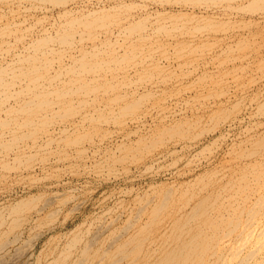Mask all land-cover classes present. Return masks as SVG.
I'll return each instance as SVG.
<instances>
[{"label":"rangeland","instance_id":"rangeland-1","mask_svg":"<svg viewBox=\"0 0 264 264\" xmlns=\"http://www.w3.org/2000/svg\"><path fill=\"white\" fill-rule=\"evenodd\" d=\"M61 1L0 0V79L2 84L8 82L4 83L8 89L0 85V210L8 214L18 202H28L18 214L6 215L5 219H12L13 224L0 226V242L5 244L3 249L0 247V264H47L50 252L57 254L74 235L81 236V241L90 238L91 242L96 236V243L88 246L89 251L96 250V255L103 248L112 250L108 243L113 239L117 242L124 234L117 233V228L123 230L121 225L130 218L145 222L148 215L138 213L139 204L150 206L157 192L170 191L168 187L177 206L186 205L185 209L203 192L214 195L223 187L218 201L224 206L231 199L227 196L246 199L264 194V147L253 148L259 138L264 141L263 4L260 8L258 1L251 0ZM84 18L93 25L85 28L81 24L86 23ZM39 93H47L48 97L44 95L45 104L41 101L37 108L32 98ZM24 105L31 108L30 113L24 111ZM184 122L189 127L183 126ZM176 126L180 129L170 134L171 138L161 130ZM156 134L165 140L154 137ZM142 137L148 145L138 144L143 142ZM155 139L159 143L150 149ZM242 172L247 174L246 185L240 189L242 182L237 180ZM236 178L233 181H237V187L225 189ZM180 187L193 191V195L198 189L201 193L191 195L187 204L185 198L181 199L184 191ZM260 205V213L250 219L252 223L244 225L245 216L240 215L241 224L225 237L230 238L227 247L245 244L244 235L251 230V246L264 248V203ZM14 216L18 217L16 221L10 219ZM168 219L164 216L156 227H151L149 237L160 235L150 245L144 241L149 250H157L163 230L169 233Z\"/></svg>","mask_w":264,"mask_h":264},{"label":"bare ground","instance_id":"bare-ground-1","mask_svg":"<svg viewBox=\"0 0 264 264\" xmlns=\"http://www.w3.org/2000/svg\"><path fill=\"white\" fill-rule=\"evenodd\" d=\"M2 1V0H1ZM63 1V0H62ZM62 1H61V4H62ZM146 1V0H145ZM166 1H169V0H166ZM183 1V0H182ZM184 1H186V0H184ZM183 1V2H184ZM190 1H192L193 2V0H190ZM189 1V2H190ZM203 0H201L200 2H202ZM204 1H206V0H204ZM207 1H209V2H211L210 0H207ZM206 1V2H207ZM213 1V0H212ZM215 1V0H214ZM214 1H213V3H214ZM216 1H219V0H216ZM224 1H226V0H224ZM228 1V0H227ZM254 1H258V3H259V6H260V8H261V4H263V7H264V0H251L250 2H254ZM40 2V1H39ZM48 2V1H47ZM55 2V1H54ZM87 2V1H86ZM102 2H104V1H102ZM107 2V1H106ZM120 2V1H119ZM162 2V1H161ZM170 2H171V0H170ZM186 2H188V0L186 1ZM206 2H204V3H206ZM209 2H208V4H209ZM228 2H230V1H228ZM231 2H233V0L231 1ZM64 3V2H63ZM169 3V2H168ZM212 3V4H213ZM12 4V3H11ZM55 4V3H54ZM57 4H58V1H57ZM133 4V3H132ZM172 4V3H171ZM185 4V3H184ZM221 4V3H220ZM120 5V4H119ZM58 6V5H57ZM117 6V5H116ZM122 6V5H121ZM133 6V5H132ZM161 6V5H160ZM213 6V5H212ZM249 6H251V5H249ZM115 7V6H114ZM129 7H130V4H129ZM188 7V6H187ZM201 7V6H200ZM117 7H115V9H116ZM128 8V7H127ZM100 9V8H99ZM114 9V10H115ZM244 9V8H243ZM247 9V8H246ZM79 10V9H78ZM86 11V10H85ZM109 11H111V10H109ZM117 11V10H116ZM115 11V12H116ZM194 11V10H193ZM238 11V10H237ZM16 12V11H15ZM98 12H99V10H98ZM102 12V11H101ZM100 12V13H101ZM103 12H104V10H103ZM107 12V11H106ZM112 12V11H111ZM168 12V11H167ZM177 12V11H176ZM253 12V11H252ZM256 12V11H255ZM66 13V12H65ZM190 13V12H189ZM63 14V13H62ZM87 14V13H86ZM96 14V13H95ZM95 14H93V15H95ZM102 14V13H101ZM104 14H105V12H104ZM111 14V13H110ZM113 14V13H112ZM160 14H163V13H160ZM186 14V13H185ZM188 14V13H187ZM66 15V14H65ZM99 15V14H98ZM180 15V14H179ZM194 15V14H193ZM102 16H103V14H102ZM100 17V20L102 21V19L101 18H103V17ZM112 16V15H111ZM124 16V15H123ZM151 15H149V17H150ZM168 16V15H167ZM182 16V15H181ZM181 16H179V17H181ZM96 17V16H95ZM99 17V16H98ZM105 17H106V15H105ZM107 17H109V16H107ZM114 17H116V16H113V18ZM196 17V16H195ZM112 18V17H111ZM120 18V17H119ZM153 18V17H152ZM169 18V17H168ZM175 18V17H174ZM173 18V19H174ZM89 19V18H88ZM97 19V18H96ZM115 19V18H114ZM81 20V19H80ZM80 20L77 22V24L78 23H80ZM84 21H85V18L83 19ZM99 20V18H98V21H100ZM110 20V19H109ZM108 20V21H109ZM161 20V19H160ZM208 20V19H207ZM206 20V21H207ZM37 21V20H36ZM82 21V20H81ZM96 20H94V22H95ZM104 21H105V19H104ZM112 21H113V19H112ZM139 21V20H138ZM175 21H176V19H175ZM199 21V20H198ZM86 23H81L82 25H84V27L86 28V27H91V25H93L92 23V21H85ZM117 22V21H116ZM137 22V21H136ZM141 22V21H140ZM159 22V21H158ZM98 23V22H97ZM108 23H110V22H108ZM113 23H115L114 21H113ZM144 23V22H143ZM96 24V23H95ZM208 24H210V22L208 23ZM81 25V26H82ZM110 25V24H109ZM131 25V24H130ZM135 25V24H134ZM140 25V24H139ZM139 25H138V27H139ZM146 25V24H145ZM15 26V25H14ZM71 26V25H70ZM141 26H143V25H141ZM151 26V25H150ZM162 25H160V27H161ZM67 27V26H66ZM72 27V26H71ZM83 27V26H82ZM94 27V26H93ZM129 27V26H128ZM143 27H146V26H143ZM186 27V26H185ZM60 28V27H59ZM74 28V27H73ZM109 28V27H108ZM135 28H137V27H135ZM140 28V27H139ZM139 28H137L138 30H139ZM164 28V27H163ZM181 28V27H180ZM202 28V27H201ZM200 28V29H201ZM67 29V28H66ZM75 29V28H74ZM89 29V28H88ZM147 29V28H146ZM169 29V28H168ZM69 30V29H68ZM135 30V29H134ZM143 30H145V29H143ZM152 30V29H151ZM150 30V31H151ZM155 30V29H154ZM164 30V29H163ZM71 31V30H70ZM117 31H120V30H117ZM125 31H126V28H125ZM139 31H141V30H139ZM162 31V30H161ZM65 32V31H64ZM129 32V31H128ZM135 32V31H134ZM152 32V31H151ZM165 32V31H164ZM57 33H58V31H57ZM62 34L61 35H63V32H61ZM68 33H70V32H68ZM89 33V32H88ZM131 33H133V32H131ZM141 33V32H140ZM154 33H156L155 31H154ZM167 33L169 34V31H167ZM15 34V33H14ZM100 34V33H99ZM130 34V33H129ZM153 34V33H152ZM159 34V33H158ZM163 34V33H162ZM166 34V33H165ZM60 35V34H59ZM66 36H65V38L67 37L68 38V34H65ZM140 35V34H139ZM91 36V35H90ZM120 36V35H119ZM154 36V35H153ZM52 37V36H51ZM57 37V36H56ZM62 37H64V35L62 36ZM111 37V36H110ZM113 37V36H112ZM47 38V37H46ZM58 38V37H57ZM62 39V38H61ZM147 39V38H146ZM53 40H55V39H53ZM52 41V40H51ZM66 41H68V40H66ZM152 41V40H151ZM57 42V41H56ZM65 42V41H64ZM39 43V42H38ZM54 43V42H53ZM52 43V44H53ZM62 43V42H61ZM68 43V42H67ZM70 43H72V42H70ZM147 43V42H146ZM59 44V43H58ZM255 44V43H254ZM40 45H42V44H40ZM105 45V44H104ZM50 46V45H49ZM65 46H67V44L65 45ZM69 46H70V44H69ZM72 46V45H71ZM71 46H70V48H71ZM111 46V45H110ZM132 46V45H131ZM28 48V47H27ZM34 48V47H33ZM101 48V47H100ZM136 48V47H135ZM187 48V47H186ZM39 49V48H38ZM72 49V48H71ZM96 49V48H95ZM138 49V48H137ZM142 49H143V47H142ZM149 49V48H148ZM190 49V48H189ZM243 49V48H242ZM27 50V49H26ZM29 50V49H28ZM43 50V49H42ZM83 50V49H82ZM102 50V49H101ZM184 50V49H183ZM239 50H241V49H239ZM32 51H33V49H32ZM92 51V50H91ZM97 51V50H96ZM84 52V51H83ZM36 53V52H35ZM34 53V54H35ZM132 53V52H131ZM148 53V52H147ZM178 53V52H177ZM180 53V52H179ZM84 54V53H83ZM89 54V53H88ZM103 54H104V52H103ZM124 54V53H123ZM139 54H141V53H139ZM176 54V53H175ZM22 55V54H21ZM29 55V54H28ZM90 55H91V53H90ZM132 55V54H131ZM156 55V54H155ZM182 55V54H181ZM33 56V55H32ZM32 56L30 57V58H32ZM102 56V55H101ZM115 56V55H114ZM18 57V56H17ZM92 57V56H91ZM90 57V58H91ZM24 58V57H23ZM22 58V59H23ZM28 58V57H27ZM35 58L37 59V57H36V55H35ZM148 58V57H147ZM146 58V59H147ZM29 59V58H28ZM62 59V58H61ZM88 59H89V57H88ZM114 59V58H113ZM125 59V58H124ZM128 59V58H127ZM149 59V58H148ZM26 60V59H25ZM31 60V59H30ZM29 60V61H30ZM33 60H34V57H33ZM86 60V59H85ZM100 60V59H99ZM20 62H21V60H19ZM34 61H36V60H34ZM94 61V60H93ZM14 62V61H13ZM12 62V63H13ZM28 62V61H27ZM37 62V61H36ZM11 63V64H12ZM23 63H25V62H23ZM30 63H31V61H30ZM29 63V64H30ZM33 63V62H32ZM35 63V62H34ZM73 63H74V61H73ZM101 63V62H100ZM99 63V64H100ZM143 63V62H142ZM18 64V63H17ZM20 64V63H19ZM28 64V65H29ZM76 64V63H75ZM86 64V63H85ZM89 64V63H88ZM94 64V63H93ZM96 64V63H95ZM94 64V65H95ZM14 65V64H13ZM158 65V64H157ZM30 66V65H29ZM32 66H33V64H32ZM32 66H30V68L32 67ZM43 66H45V65H43ZM80 66V65H79ZM159 66V65H158ZM20 67V66H19ZM36 67V66H35ZM96 67V66H95ZM33 68V67H32ZM31 68V69H32ZM88 68V67H87ZM155 68H156V66L154 67V70H155ZM18 69H21V68H18ZM17 69V70H18ZM25 69V68H24ZM34 69V68H33ZM36 69V68H35ZM44 69V68H43ZM77 69V68H76ZM89 69V68H88ZM106 69V68H105ZM146 69V68H145ZM166 69V68H165ZM16 70V71H17ZM79 70V69H78ZM141 70V69H140ZM157 70V69H156ZM10 71H12V68H11V70ZM18 71H20V70H18ZM25 71V70H24ZM29 71V70H28ZM32 71V70H31ZM6 72V71H5ZM12 72H14V71H12ZM26 72H27V70H26ZM25 72V73H26ZM146 72V71H145ZM9 73V72H8ZM20 73V72H19ZM22 73V72H21ZM32 73H34L33 71H32ZM66 73V72H65ZM73 73V72H72ZM139 73V72H138ZM144 73V72H143ZM3 74H4V72H3ZM14 74V73H13ZM12 74V75H13ZM17 74V73H16ZM27 74H29V73H27ZM150 74V73H149ZM7 75V74H6ZM24 75V74H23ZM26 75V74H25ZM141 75V74H140ZM162 75V74H161ZM3 75H1L0 74V77H2ZM65 76V75H64ZM61 77V76H60ZM149 77V76H148ZM4 79H5V77H3ZM39 78V77H38ZM143 78V77H142ZM53 79V78H52ZM51 79V80H52ZM56 78H54V80H55ZM70 79V78H69ZM73 79V78H72ZM127 79V78H126ZM129 79V78H128ZM157 79V78H156ZM11 80V79H10ZM36 80V79H35ZM38 80V79H37ZM36 80V81H37ZM71 80V79H70ZM70 80H68L69 82H70ZM150 80V79H149ZM72 81V80H71ZM152 81V80H151ZM6 82V81H5ZM4 82V83H5ZM43 82V81H42ZM66 82V81H65ZM73 82H74V80H73ZM138 82V81H137ZM136 82V83H137ZM3 83V84H4ZM8 82H6V84H7ZM33 83H35V81L33 82ZM58 83V82H57ZM107 83V82H106ZM190 83V82H189ZM2 84V78L0 79V85ZM2 84V85H3ZM100 84V83H99ZM1 85V86H2ZM5 85V84H4ZM3 85V86H4ZM8 85V84H7ZM7 85H5L4 87H6ZM2 86V87H3ZM32 86V85H31ZM85 86H88V85H85ZM114 86V85H113ZM34 87V86H33ZM74 87V86H73ZM82 87V86H81ZM91 87V86H90ZM104 87V86H103ZM7 88V87H6ZM27 89H32L33 90V88H28V87H26ZM25 88V89H26ZM46 88V87H45ZM77 88V87H76ZM88 88V87H87ZM107 88V87H106ZM105 88V89H106ZM114 88V87H113ZM121 88V87H120ZM1 89V88H0ZM8 89V88H7ZM37 89V88H36ZM62 89V88H61ZM69 89V88H68ZM90 89V88H89ZM108 89V88H107ZM118 89V88H117ZM41 90H43V89H41ZM55 90V89H54ZM66 90V89H65ZM72 90V89H71ZM100 90V89H99ZM111 90V89H110ZM114 90H115V88H114ZM1 91V90H0ZM25 91H30V90H25ZM25 91H24V94H25ZM35 91V90H34ZM56 91V90H55ZM54 91V92H55ZM59 91V90H58ZM57 91V93H60V91L58 92ZM62 91H64V90H62ZM61 91V92H62ZM72 91H74V90H72ZM72 91L70 92V93H72ZM77 91H78V89H77ZM21 92H22V90H21ZM76 92V91H75ZM75 92L74 93H72V94H75ZM32 93H33V91H32ZM63 93V92H62ZM67 93L68 92H65V94L67 95ZM136 93V92H135ZM148 93V92H147ZM47 94V93H46ZM46 94H36L35 96H33V98H32V102L34 103V101L35 102H37L36 103V106L35 107H37V106H39V105H41L42 103L43 104H45L43 101H45V99L44 98H46L45 96H47ZM56 94V93H55ZM55 94H53L54 96H55ZM65 94H63V95H65ZM101 94V93H100ZM2 95V94H1ZM34 95V94H33ZM45 95V96H44ZM51 94H49V96H50ZM60 95H61V93H60ZM59 95V96H60ZM62 95V96H63ZM87 95V94H86ZM119 95V94H118ZM117 95V96H118ZM128 95V94H127ZM139 95V94H138ZM145 95H146V93H145ZM153 95V94H152ZM56 96H58V94H56ZM140 96V95H139ZM259 96V95H258ZM48 97V96H47ZM121 97V96H120ZM124 97H125V100H126V96H123V99H124ZM130 97V96H129ZM143 97V96H142ZM43 98V99H42ZM58 98H63V97H58ZM119 98V97H118ZM118 98H117V100H118ZM122 98V97H121ZM145 98V97H144ZM41 99V100H40ZM47 99V98H46ZM120 99V98H119ZM255 99V98H254ZM261 99V98H260ZM39 102H38V101ZM87 100V99H86ZM102 100V99H101ZM115 100V99H114ZM28 101V100H27ZM42 101V103H40ZM49 101V100H48ZM136 101V100H135ZM140 101V100H139ZM31 102V101H30ZM53 102V101H52ZM114 102V101H113ZM33 103L31 104V105H33ZM48 102L46 101V104H47ZM73 103V102H72ZM85 103V102H84ZM138 103V102H137ZM49 104V103H48ZM78 104V103H77ZM79 104H80V102H79ZM82 104V103H81ZM128 104H129V102H128ZM133 104V103H132ZM23 105V104H22ZM31 105H29V106H31ZM85 105V104H84ZM115 105V104H114ZM140 105V104H139ZM262 105H264V103L262 104ZM25 106V105H24ZM46 106V105H45ZM44 106V107H45ZM70 106V105H69ZM101 106V105H100ZM133 106H134V104H133ZM34 107V106H33ZM48 107V106H47ZM93 107V106H92ZM97 107V106H96ZM126 107V106H125ZM124 107V108H125ZM132 107V106H131ZM261 107V106H260ZM263 107V106H262ZM24 108V107H23ZM28 106H25V108H24V111L26 112H28V113H30V109L31 108H29ZM38 108V107H37ZM36 108V109H37ZM90 108V107H89ZM102 108V107H101ZM109 108V107H108ZM123 108V109H124ZM128 108V107H127ZM68 109V108H67ZM66 109V110H67ZM94 109V108H93ZM97 109V108H96ZM119 109V108H118ZM132 109V108H131ZM135 109H136V107H135ZM42 110V109H41ZM65 110V111H66ZM98 110V109H97ZM9 111V110H8ZM18 111H19V109H18ZM20 111H21V109H20ZM36 111V110H35ZM58 111V110H57ZM71 111V110H70ZM99 111V110H98ZM120 111H123V110H120ZM125 111V110H124ZM123 111V112H124ZM131 111V110H130ZM129 111V112H130ZM38 112V111H37ZM73 112V111H72ZM74 112H75V110H74ZM93 112V111H92ZM96 112V111H95ZM108 112V111H107ZM126 112V111H125ZM128 112V111H127ZM230 112V111H229ZM13 113V112H12ZM51 113H53V112H51ZM122 113V112H121ZM263 113V112H262ZM71 114H69V116H70ZM98 115H100V114H98ZM213 115H216V114H214V112H213ZM224 115V114H223ZM8 116V115H7ZM124 116H126V115H124ZM131 116V115H130ZM221 116V115H220ZM50 117V116H49ZM193 117V116H192ZM86 118V117H85ZM84 118V119H85ZM185 118V117H184ZM33 119V118H32ZM88 119V118H87ZM216 119V118H215ZM224 119V118H223ZM212 120V119H211ZM218 120V119H217ZM2 121V120H1ZM11 121V119L9 120V122ZM52 121V120H51ZM92 121H93V118H92ZM97 121V120H96ZM101 121V120H100ZM161 121V120H160ZM172 121V120H171ZM197 121V120H196ZM29 122V121H28ZM32 122V121H31ZM46 122V121H45ZM50 122V121H49ZM98 122V121H97ZM185 122H188V121H185ZM185 122H184V124H183V126L184 125H187L188 127H189V123L187 124H185ZM198 122V121H197ZM196 122V123H197ZM42 123V122H41ZM51 123V122H50ZM103 123V122H102ZM174 123H175V121H174ZM178 123V122H177ZM183 123V122H182ZM191 123V122H190ZM223 123V122H222ZM0 124H2V123H0ZM7 124V123H6ZM23 124V123H22ZM46 124V123H45ZM168 124V123H167ZM180 124H181V122H180ZM195 124V123H194ZM194 124H192V127H194L193 125ZM199 124V123H198ZM217 124H218V122H217ZM4 125V124H3ZM172 125V124H171ZM171 125H169V126H171ZM191 125V124H190ZM200 125V124H199ZM23 126V125H22ZM42 126H44V125H42ZM49 126V125H48ZM73 126V125H72ZM114 126V125H113ZM162 126V125H161ZM173 126V125H172ZM180 126V125H179ZM186 126V128H188ZM197 126V125H196ZM195 126V127H196ZM214 126V125H213ZM218 126V125H217ZM24 127H26L25 126V124H24ZM29 127V126H28ZM82 127V126H81ZM143 127V126H142ZM141 127V128H142ZM191 127V126H190ZM194 127V128H195ZM198 127V126H197ZM23 128V127H22ZM27 128V127H26ZM98 128V127H97ZM140 128V129H141ZM156 128H158V127H156ZM177 128H179V127H177L176 126V128L174 127H162L161 128V130L163 131V133H166L165 134V136H171L170 134H172V133H176L177 131H178V129ZM202 128V127H201ZM214 128V127H213ZM260 128V127H259ZM19 129V128H18ZM32 129V128H31ZM76 129H77V127H76ZM180 129V128H179ZM205 129V128H204ZM209 129H211V128H209ZM25 130V129H24ZM139 130V129H138ZM160 129H159V131H161ZM188 130V129H187ZM212 130V129H211ZM13 131V130H12ZM63 131V130H62ZM161 131V132H162ZM29 132V131H28ZM64 132V131H63ZM156 132V131H155ZM183 132V131H182ZM9 133V132H8ZM17 133V132H16ZM35 133V132H34ZM132 133V132H131ZM135 133V132H134ZM158 133V132H157ZM163 133H161L162 135H163ZM178 133H180V132H178ZM185 133H187L186 131H185ZM4 134V133H3ZM2 134V135H3ZM9 134H11V132L9 133ZM20 134V133H19ZM26 134V133H25ZM24 134V135H25ZM28 134H30V133H28ZM32 134H33V131H32ZM40 134V133H39ZM95 134V133H94ZM103 134V133H102ZM106 134V133H105ZM104 134V135H105ZM151 134V133H150ZM161 134H159V135H161ZM22 135V134H21ZM21 135H19V136H21ZM37 135V134H36ZM62 135V134H61ZM103 135V136H104ZM152 135V134H151ZM157 135V134H156ZM174 136H176L177 137V135H175V134H173ZM184 135V134H183ZM182 135V136H183ZM264 135V134H263ZM4 136V135H3ZM18 136V135H17ZM16 136V137H17ZM32 136V135H31ZM150 136V135H149ZM153 136V135H152ZM181 136V137H182ZM185 136V135H184ZM262 136V135H261ZM25 137H28V136H25ZM34 137V136H33ZM154 137H158V139H160V138H162V137H160L159 138V136L157 135V136H154ZM260 137V136H259ZM264 137V136H263ZM67 138V137H66ZM142 138H144V137H142ZM141 138V139H142ZM171 138V137H170ZM170 138H168V139H170ZM16 139H19V138H16ZM24 139V138H23ZM93 139V138H92ZM151 139V138H150ZM153 139V138H152ZM163 139H164V137H163ZM168 139H166V140H168ZM176 139V138H175ZM73 140V139H72ZM76 140V139H75ZM74 140V141H75ZM156 140V139H155ZM162 140V139H161ZM165 140V139H164ZM253 140V139H252ZM257 140V139H256ZM8 141V140H7ZM17 141V140H16ZM69 141V140H68ZM73 141V142H74ZM77 141H78V139H77ZM144 141H147L145 138L143 139V142L141 141H138V142H140V143H138V144H143L142 146H144L145 144H144ZM157 141V140H156ZM160 141V140H159ZM163 141V140H162ZM248 141V140H247ZM249 141H251V140H249ZM82 142V141H81ZM155 142V141H154ZM153 142V144H151L152 146H150L149 145V147H150V149H151V147H153V145H157L159 142L157 141L156 143H154ZM188 142V141H187ZM253 142V141H252ZM255 142V141H254ZM53 143V142H52ZM83 143V142H82ZM91 143V142H90ZM152 143V142H151ZM161 143V142H160ZM250 142H248V144H249ZM92 144H93V142H92ZM122 144V143H121ZM213 144V143H212ZM252 144L253 143H251V145H249V146H252ZM7 145V144H6ZM12 145V144H11ZM48 145V144H47ZM125 145V144H124ZM140 145V146H141ZM146 145H148V144H146ZM164 145V144H163ZM254 146H253V148H255V147H264V141H262V140H260V138H259V140L257 141V142H255L254 144H253ZM8 146V145H7ZM70 146V145H69ZM2 147V146H1ZM58 147V146H57ZM139 147V146H138ZM156 147V146H155ZM154 147V148H155ZM158 147V146H157ZM160 147H162V146H160ZM6 148H8V147H6ZM29 148V147H28ZM45 148V147H44ZM69 148V147H68ZM130 148H131V146H130ZM252 148V147H251ZM117 149V148H116ZM125 149H127L126 147H125ZM125 149H124V151H125ZM129 149V148H128ZM128 149L126 150L128 153H129V151H128ZM135 149V148H134ZM133 149V151H135ZM156 149V148H155ZM244 149V148H243ZM260 149V148H259ZM262 149V148H261ZM5 150V149H4ZM89 150V149H88ZM130 150H132V149H130ZM137 150V149H136ZM149 150V149H148ZM1 151V150H0ZM26 151V150H25ZM122 152H123V150H121ZM126 151H125V153H126ZM138 151H139V149H138ZM147 151V150H146ZM151 151V150H150ZM244 151V150H243ZM263 151V150H262ZM82 152V151H81ZM131 152V151H130ZM251 152V151H250ZM255 152V150L253 151V152H251V154L252 153H254ZM258 152V151H257ZM256 152V153H257ZM142 153V152H141ZM147 153V152H146ZM255 153V154H256ZM84 154V153H83ZM234 154V153H233ZM250 154V155H251ZM48 155V154H47ZM59 155V154H58ZM66 155V154H65ZM81 155V154H80ZM125 155V154H124ZM126 155H128L127 153H126ZM134 155V154H133ZM161 155V154H160ZM261 155V154H260ZM26 156V155H25ZM28 156V155H27ZM137 156V155H136ZM238 156V155H237ZM241 156V155H240ZM30 157V156H29ZM133 157H135V156H133ZM157 157V156H156ZM245 157V156H244ZM251 157V156H250ZM109 158V157H108ZM131 158V157H130ZM123 159V158H122ZM133 159V158H132ZM131 159V160H132ZM134 161V160H133ZM136 161V160H135ZM114 162V161H113ZM30 163V162H29ZM227 163V162H226ZM252 163V162H251ZM20 164V163H19ZM114 164H116V163H114ZM125 164V163H124ZM225 164V163H224ZM257 164V163H256ZM29 165V164H28ZM260 165V164H259ZM251 166V165H250ZM114 167V166H113ZM246 167V166H245ZM248 168H250V167H248ZM254 168V167H253ZM115 169V168H114ZM215 170V169H214ZM210 171V170H209ZM216 171H218L217 169H216ZM247 171H248V169H247ZM249 173V172H248ZM251 173V172H250ZM252 174V173H251ZM208 175H209V173H208ZM208 175H207V177H208ZM218 175V174H217ZM202 176H204V175H202ZM213 176H215V175H213ZM213 176H209V177H213ZM245 176H247V174L246 173H244V172H242L241 173V175H240V179L239 180H237V178L236 179H232V181L231 182H229V183H227V185H226V188L225 189H234L235 188V186H236V182L237 181H240L241 180V184L242 185H240L239 186V188L240 189H243L244 187H245V185H246V183H245V180H246V178H245ZM200 177V176H199ZM217 177V176H216ZM222 177V176H221ZM239 177V176H238ZM198 178V177H197ZM256 178V177H255ZM199 179V178H198ZM210 179V178H209ZM222 179V178H221ZM208 180V179H207ZM233 180H237L236 182L235 181H233ZM193 181V180H192ZM206 181V180H205ZM216 181H217V179H216ZM220 182V181H219ZM257 182V181H256ZM198 182H196V184H197ZM207 183H209V182H207ZM207 183L206 184H203V188H204V186L206 187V185H207ZM216 183V182H215ZM248 183V182H247ZM186 184H187V182H186ZM192 184L193 183H191L190 185L192 186ZM210 184V183H209ZM228 184H232L233 186H231V187H229V185ZM260 184V183H259ZM196 186L197 185H195V188H196ZM160 187H164V186H160ZM184 187V186H183ZM183 187L181 188L180 187V189H181V192H182V189H183ZM188 186H186V187H184V188H187ZM193 187H194V184H193ZM210 187V186H209ZM237 187V186H236ZM167 188V187H166ZM170 188V191L169 190H162V192H157V190H156V192L158 193L157 194V196H156V199L155 200H152V204L151 203H149V204H151L150 206H148L147 204V206L148 207H144V206H141L139 203V206L140 207H138L137 208V210H138V213L140 214V215H142L141 213L144 211V214H146L147 213V220L145 221V222H142V223H138L137 222V220H139L138 218L136 219V220H131V218L127 221V220H125V221H127V222H125L126 223V225L125 224H123V225H121V226H124L125 228L123 229V228H121V229H123V230H119V228H117L118 230L116 231L117 233H118V231H121L120 232V234H122L123 232H124V234L121 236L120 235V239H118V241L116 242V239L114 240H112V241H110V243H108V245L111 247L112 246V250H105V248H103L104 250H101V253H97V255H96V250H92V251H89V245H91V243L92 242H95L96 243V236L94 237V239H95V241H93L94 239H92V242L91 241H89V239L87 238V240H85L84 241V239L81 241V239H82V237L81 236H77V235H74V237H72V239L70 240V242H69V240H68V244H66L65 246H64V248H62V250L60 249L59 251H58V253L57 254H55L56 252L55 251H51L50 252V256H51V261H48L47 262V264H227L226 262H227V260L226 259H228L229 261H228V264H246L247 262H249L250 260H251V263L250 264H260V260H264V256H262V253H264L263 251H264V248H262V246L261 245H256L255 247H252L251 245H252V240H250V236L252 235L251 234V230H249V231H247L246 233H245V235H244V241L242 240V242H244L245 244H239V245H241V246H237V245H232V246H229V247H227L228 245H227V242L229 241V237H227L226 239H225V237L226 236H230V232L232 231L233 232V230L235 229V227L237 226H239L241 223H240V219L242 218V217H240V215L243 213V215L245 216V219H246V221H244L243 222V224L245 223V224H247V223H250L249 221H251L250 219L254 216L255 217V215H257V214H259L260 213V204H263L264 203V194L262 195V196H260V197H253V198H251V197H246V199H243V197L242 198H237V197H235L234 195V197H233V199H232V197H230V196H227V199L228 198H231L230 200H232V201H234V203H235V205H233V204H231V203H233V202H230V200L229 201H227L225 204H227V206H224V205H222L221 203H220V201H218V198H219V193L220 192H223V190H224V187H223V189L222 188H218L216 191H215V194L214 195H212L210 192V194H203L202 193V195L200 194V195H198V197L195 199V201L191 204V205H189V207L187 208V209H185L186 207L185 206H182L183 208H181V205L182 204H180L179 205V203H178V205L180 206V207H178L177 206V200L175 201V198L173 197V193L171 192V187H168V189ZM201 188H202V186H201ZM153 189V188H152ZM151 189V190H152ZM164 189V188H163ZM177 187H176V189H174V190H176L177 191ZM190 189V188H189ZM193 189V188H192ZM229 189V190H230ZM238 189V188H237ZM186 189H183V191L184 192H186L185 191ZM208 190V189H207ZM188 191H190V190H188ZM186 192L185 194H183L184 192H182V194H180V195H182L181 196V199H184L185 198V202L187 203V202H190V200L191 199H189L190 197H191V195H193L192 193H193V191H190V192ZM204 191V190H203ZM206 191V190H205ZM150 192H152V191H150ZM174 192V191H173ZM179 192H180V190H179ZM198 192H200V190L198 189L197 190V192L196 193H198ZM237 191H235V193H236ZM155 193V192H154ZM196 193L194 194V195H196ZM201 193V192H200ZM224 193V192H223ZM264 193V192H263ZM148 193H146L145 194V196H148L147 195ZM179 194V193H178ZM199 194V193H198ZM238 194H240V193H238ZM153 195V194H152ZM156 195V194H155ZM193 195V196H194ZM223 195V194H222ZM143 196V195H142ZM144 196V197H145ZM144 197H142V198H144ZM152 197V196H151ZM150 197V198H151ZM153 197H154V195H153ZM178 197H179V195H178ZM177 197V198H178ZM221 198V197H220ZM249 198V199H248ZM140 199V197L138 198V200ZM145 199V198H144ZM153 199V198H152ZM186 199H188L187 201H186ZM239 199V200H238ZM243 199V200H242ZM137 200V201H138ZM180 200V199H179ZM249 202H248V201ZM135 201V200H134ZM134 201H133V203H134ZM145 200H143V202H144ZM223 201V200H222ZM245 201H247V203L249 204H246L245 203ZM142 201L140 200V203H141ZM176 202V203H175ZM184 202V203H185ZM241 202H242V205H239V204H241ZM146 203V202H145ZM185 203V204H186ZM26 204H28V202L26 203L25 201H20V202H18L17 204H15L14 206H12L11 208H10V210H9V212H8V214H7V212H3V211H1L0 213V226H2V225H6V228H7V226L9 225H11L10 223H12L13 224V221H12V219L11 218H13L15 221L17 220L16 218H18V217H10V221L8 222V220H6L5 219V217H7V216H11V215H15V214H18L19 213V211L20 210H23V208L26 206ZM137 203L135 204V205H138ZM188 204V203H187ZM49 205V204H48ZM120 205V204H119ZM128 206V205H127ZM28 207V206H27ZM185 207V208H184ZM121 208V207H120ZM124 208H126V206L124 207ZM131 208V207H130ZM130 208L127 210V212H129L130 211ZM262 208V207H261ZM20 209V210H19ZM176 209H179L178 211H179V213H177L176 211ZM238 211H237V210ZM240 209V210H239ZM122 210V209H121ZM124 210V209H123ZM238 212H236V211ZM17 211H18V213H17ZM146 211V212H145ZM222 211H224V213H222ZM263 212H264V210H262ZM22 212V211H21ZM115 212V211H114ZM135 212V211H134ZM214 212H216V214H212V213H214ZM132 213V212H131ZM136 213V212H135ZM262 213V212H261ZM3 214V215H2ZM106 214V213H105ZM7 215V216H6ZM120 215V214H119ZM118 215V216H119ZM138 215V214H137ZM168 215V223L166 224V225H169L170 226V230H169V233L167 234L164 230H163V232L164 233H161V236H162V238H163V240L160 242V244H158L157 246H158V248H157V250H154V249H152V250H149V248H148V246L146 245V241L148 242V244L150 245V242L152 243L153 242V240L154 239H156V238H158L159 237V235L160 234H158L157 236H156V238L154 237V235H153V237L150 235V237H149V234H150V232H152L150 229H151V227H156V225L157 224H159V222H161V220L163 219V217L164 216H167ZM264 214H262V216H263ZM53 216V215H52ZM130 216V215H129ZM133 216V215H132ZM262 216H260V220H261V217ZM121 217V216H120ZM139 217V216H138ZM21 218V217H20ZM115 218V217H114ZM126 218H129V217H125V219ZM256 218V217H255ZM259 218V217H258ZM117 219V218H116ZM146 219V218H145ZM103 220V219H102ZM143 220V219H142ZM141 220V221H142ZM166 220V219H165ZM255 220V219H254ZM264 220V219H263ZM106 221V220H105ZM105 221H104V223H105ZM108 221V220H107ZM113 221H115V220H113ZM113 221H109V222H113ZM134 221H136V223L134 222ZM163 221V220H162ZM18 222H19V220H18ZM247 222V223H246ZM254 222V221H253ZM15 223V222H14ZM104 223H102V225L104 224ZM110 223V224H111ZM239 223V224H238ZM251 223H252V221H251ZM257 223H258V221H257ZM18 224V223H17ZM101 224V223H100ZM106 224H107V222H106ZM114 224V223H113ZM162 224V223H161ZM161 224H160V226H161ZM165 224V223H164ZM244 224V225H245ZM108 225V224H107ZM18 226V225H17ZM110 226V225H109ZM159 226V227H160ZM257 226H259L260 227V225H257ZM107 227V226H106ZM120 227V226H119ZM241 227H242V225H241ZM255 227H256V225H255ZM262 227H264V225H262ZM9 228V227H8ZM11 228V227H10ZM13 228V227H12ZM108 228V227H107ZM14 229V228H13ZM114 229V228H113ZM113 229H112V231H113ZM157 229H158V227H157ZM161 229V228H160ZM240 229V228H239ZM264 229V228H263ZM88 230V229H87ZM115 230V229H114ZM237 230H238V228H237ZM8 231H10V230H8ZM98 231V230H97ZM102 231V230H101ZM159 231V230H158ZM241 231V230H240ZM239 231V232H240ZM116 232H113L112 234H115ZM157 232V231H156ZM162 232V231H161ZM231 232V233H232ZM259 232H261V231H259ZM259 232H258V234H259ZM85 233V232H84ZM83 233V234H84ZM89 233V232H88ZM88 233H87V235H88ZM99 233H100V231H99ZM98 233V234H99ZM109 233V232H108ZM107 233V234H108ZM240 233H242V232H240ZM239 233V234H240ZM0 234H2V233H0ZM77 234V233H76ZM97 233H95V235H96ZM97 234V235H98ZM101 234V233H100ZM105 234V233H104ZM111 234V235H112ZM236 234V233H235ZM238 234V233H237ZM262 234V233H261ZM260 234V235H261ZM4 235V234H3ZM80 235V234H79ZM86 235V236H87ZM106 235V234H105ZM146 235H147V237H146ZM155 235H156V233H155ZM241 235V234H240ZM73 236V235H72ZM107 236V235H106ZM115 235H113L112 236V238L114 237ZM117 236H118V234H117ZM234 236V235H233ZM237 236V235H236ZM239 236V235H238ZM2 237V236H1ZM93 237V236H92ZM98 237V236H97ZM240 237H242V236H240ZM235 238V237H234ZM249 238V239H248ZM3 239V238H2ZM107 239V238H106ZM109 239V238H108ZM238 239V238H237ZM240 239V238H239ZM255 239V238H254ZM103 240V239H102ZM102 240H101V242H102ZM225 240V241H224ZM226 240H228V241H226ZM232 240H234L233 238H232ZM236 240V239H235ZM106 241V240H105ZM145 241V242H144ZM156 241H157V239H156ZM155 241V242H156ZM256 241H258V240H256ZM262 241H264V240H262ZM16 242V241H15ZM12 243V242H11ZM10 243V244H11ZM80 243H82L83 245L81 246V245H79ZM94 243V244H95ZM231 243H233V242H231ZM263 243V242H262ZM4 244V241L1 243L0 242V247L2 248V245ZM100 244V243H99ZM229 244V243H228ZM234 244V243H233ZM261 244V243H260ZM5 245V244H4ZM106 245V244H105ZM247 245H249V246H247ZM92 246V245H91ZM156 246V247H157ZM235 246V247H234ZM244 246H246V247H250V248H247V249H243L242 247H244ZM96 247H97V245H96ZM99 247H100V245H99ZM245 247V248H246ZM5 248V247H4ZM262 248V249H261ZM3 249V248H2ZM72 249L74 250V251H72ZM98 249V248H97ZM109 249V248H108ZM260 250V251H259ZM98 251V250H97ZM239 251H240V255H239ZM243 251V252H242ZM53 255V256H52ZM94 257H96L97 259V261H93V258ZM238 257V258H237ZM235 259H236V261H235ZM84 260V261H83ZM123 260H125V261H123ZM83 261V262H82ZM231 261V262H230ZM122 262H124V263H122ZM263 262V261H262ZM261 262V263H262ZM264 264V263H263Z\"/></svg>","mask_w":264,"mask_h":264}]
</instances>
